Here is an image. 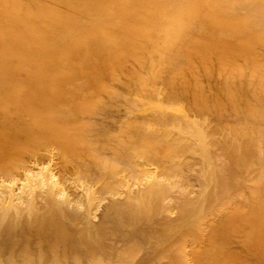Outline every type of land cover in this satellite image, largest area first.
Masks as SVG:
<instances>
[{"label":"bare ground","instance_id":"bare-ground-1","mask_svg":"<svg viewBox=\"0 0 264 264\" xmlns=\"http://www.w3.org/2000/svg\"><path fill=\"white\" fill-rule=\"evenodd\" d=\"M0 264H264V0H0Z\"/></svg>","mask_w":264,"mask_h":264},{"label":"rangeland","instance_id":"rangeland-1","mask_svg":"<svg viewBox=\"0 0 264 264\" xmlns=\"http://www.w3.org/2000/svg\"><path fill=\"white\" fill-rule=\"evenodd\" d=\"M97 210H98V211H96V212H99L100 209L98 208Z\"/></svg>","mask_w":264,"mask_h":264}]
</instances>
